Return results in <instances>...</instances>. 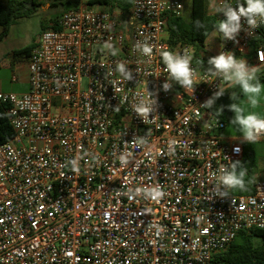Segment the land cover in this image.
Listing matches in <instances>:
<instances>
[{
    "label": "built area",
    "instance_id": "obj_1",
    "mask_svg": "<svg viewBox=\"0 0 264 264\" xmlns=\"http://www.w3.org/2000/svg\"><path fill=\"white\" fill-rule=\"evenodd\" d=\"M182 10L179 0H131L125 13L81 5L39 35L28 90L0 92L14 132L0 144V264H211L240 231H264V170L248 195L219 184L242 143L205 106L229 87L209 58L231 52L264 73V46L253 45L264 24L242 18L218 54L197 53L167 42V16ZM165 51L189 60L192 88L170 76Z\"/></svg>",
    "mask_w": 264,
    "mask_h": 264
},
{
    "label": "trees",
    "instance_id": "obj_2",
    "mask_svg": "<svg viewBox=\"0 0 264 264\" xmlns=\"http://www.w3.org/2000/svg\"><path fill=\"white\" fill-rule=\"evenodd\" d=\"M62 7V13L75 9L80 4L78 0H55ZM245 3V0H242ZM107 0H88L84 3L87 7H102L107 5ZM36 0H0V43L9 33L10 26L15 19L28 16L31 10L37 8ZM31 6V7H30ZM124 13L126 9L122 10ZM60 12V13H61ZM61 13V14H62ZM61 14L50 20L51 27L57 28V22ZM218 23L216 16H209L205 12L204 0H192L188 20L168 15L166 20L167 42L171 48L188 45L198 53L204 51V43L212 32H218L215 24ZM253 45L264 46V26L258 32ZM34 44L19 50L13 51L12 55L28 58ZM264 79V75H262ZM232 86L228 87L219 96L223 95ZM235 92L238 94L241 87L235 85ZM231 100V99H229ZM209 110L218 115L223 121L229 113L228 103L219 106L216 98L213 100ZM13 129L7 115V104L0 102V144L12 140ZM243 155L241 160L235 162V171L239 173L246 171L245 182L247 191L231 190L236 195H248L252 193V183L257 176L260 162L264 160V140L242 143ZM256 240L259 242L257 243ZM211 264H264V231L251 230L240 231L227 249L214 255Z\"/></svg>",
    "mask_w": 264,
    "mask_h": 264
},
{
    "label": "clouds",
    "instance_id": "obj_3",
    "mask_svg": "<svg viewBox=\"0 0 264 264\" xmlns=\"http://www.w3.org/2000/svg\"><path fill=\"white\" fill-rule=\"evenodd\" d=\"M218 11H223L227 19L219 20L215 24V27L223 34V38L228 40L236 39V35L241 30L242 18L246 20L247 25L252 29H256L260 24H264V0H245L244 4H239L236 8H220ZM106 46L110 47V45ZM142 51L146 56L152 54V48L147 45L143 47ZM115 54L113 52V55ZM162 59L170 76L176 79L183 88L190 89L193 87V69L190 67L188 59L178 55L174 56L169 51L162 53ZM259 59L264 61V54H259ZM208 63L212 65V68L209 69L211 77L219 76L223 82L231 86L239 85L242 91L248 96L250 106L252 108L258 106L264 88L259 85L253 86L250 83L255 78V71H250L243 59L236 58L231 52L222 51L219 55L209 58ZM117 70L120 74L125 73L124 64L118 63ZM123 78L126 80L131 79V74L128 73ZM165 87L167 88V85ZM220 94L222 92L217 93V95ZM211 104L212 101L209 100L205 106L210 107ZM231 107L237 111V119L243 126V131L249 139H255L258 134L264 132V116L258 113L247 112L245 106L240 109H237L235 105ZM136 111L141 115H146L149 112V108L140 107ZM241 111L248 113L247 118L240 115ZM234 151L238 153L240 149L236 148ZM237 163L239 162L237 161ZM245 177L246 171L242 170L237 173L235 171V165H233L232 171L222 169V174L218 179L219 184H222L227 190L247 191Z\"/></svg>",
    "mask_w": 264,
    "mask_h": 264
},
{
    "label": "rangeland",
    "instance_id": "obj_4",
    "mask_svg": "<svg viewBox=\"0 0 264 264\" xmlns=\"http://www.w3.org/2000/svg\"><path fill=\"white\" fill-rule=\"evenodd\" d=\"M214 1V0H212ZM186 12H188L191 0H183ZM31 7V6H30ZM62 7L59 9H52L50 12H45L41 9L31 10L28 16L15 19L12 25L10 26L9 33L6 38L0 43V60L6 58L11 66L9 68L0 66V79L5 85L6 88H9L10 91L5 93H15L22 94L24 88L19 82L24 78L23 71L19 68H16V63H22L24 61V56H13L12 53L15 50H19L31 45H35V41L39 35L48 28V22L52 18L61 14ZM61 12V13H60ZM215 39V33H211L207 39L206 44L213 43ZM15 64V66H14ZM264 75L261 71H255V78L250 82L253 86L259 85L264 88ZM15 77L16 82H12V77ZM235 86H232L228 91L223 95L218 96L216 101L219 106L228 103L229 113L224 119L225 127L223 128L221 135L224 138H233L239 143L249 142L248 137L243 131V126L237 119V111L234 110L231 106L235 105L237 109L245 106L247 112L258 113L261 116H264V91L261 93V98L259 104L256 108L250 106V101L248 96L241 90L238 94L235 92ZM231 99V100H229ZM240 115L244 118H247L248 113L243 111L240 112ZM262 141V140H256ZM260 167H264V160L260 162ZM258 243L259 241L256 240Z\"/></svg>",
    "mask_w": 264,
    "mask_h": 264
},
{
    "label": "crops",
    "instance_id": "obj_5",
    "mask_svg": "<svg viewBox=\"0 0 264 264\" xmlns=\"http://www.w3.org/2000/svg\"><path fill=\"white\" fill-rule=\"evenodd\" d=\"M1 1H5V0H1ZM36 1L38 3L36 9H41L45 12H50L52 9H56V8L59 9L61 7L60 5H58L57 1H55V0H36ZM78 1L80 4L79 6H81V5H84V3L88 0H78ZM179 1L183 5V10L181 12L180 17L184 20H188L192 0H191V4H190L188 12H186V8L184 6L183 0H179ZM107 2H108L107 5L102 6V7H97V8H100L102 10H110V11H112V10H121L122 11L123 9L129 8L131 0H107ZM204 5H205V12L207 15L216 16L218 21L219 20H225L224 12L218 11V9H220L221 7L218 5L216 0H214V1L204 0ZM51 25L52 24L49 20L47 27H50ZM213 33H215V39H214L213 43L206 44V42H205L204 43V50L206 52H209L210 54L216 55V54H218L219 42H220V39L222 38L223 34L218 33V32H213ZM24 58L25 59L22 63H20V62L16 63V68H18V69L20 68L24 73V78L21 79L19 82H21V85L24 87V88H22L23 92H26L28 90V68H27V65H28L29 57L28 58L24 57ZM0 66L9 68L11 66V63L6 58H2V62L0 60ZM14 66H15V64H14ZM13 77H12V79H13ZM12 79H11V81L14 82ZM230 86L231 85H229V87ZM10 90H9V88L5 87V85L3 84V82L0 79V92L5 93V92H8ZM216 99H217V97H216ZM226 139H233V138H226ZM233 140H235V139H233ZM248 140L250 141L252 139L248 138ZM263 170H264V167H259L257 176L255 178L260 177Z\"/></svg>",
    "mask_w": 264,
    "mask_h": 264
}]
</instances>
